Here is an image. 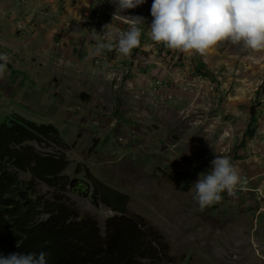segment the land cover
Listing matches in <instances>:
<instances>
[{"label":"rangeland","instance_id":"obj_1","mask_svg":"<svg viewBox=\"0 0 264 264\" xmlns=\"http://www.w3.org/2000/svg\"><path fill=\"white\" fill-rule=\"evenodd\" d=\"M152 3L121 10L117 0H0V54L8 56L0 125L18 114L58 128L68 144L64 174L79 179L67 195L101 231L112 212L93 203L83 169L128 195V210L163 233L175 264H264V50L230 42L205 56L170 50L150 38ZM132 16L145 18L140 46L127 57L93 55ZM215 156L230 158L246 183L201 210L195 183Z\"/></svg>","mask_w":264,"mask_h":264},{"label":"trees","instance_id":"obj_2","mask_svg":"<svg viewBox=\"0 0 264 264\" xmlns=\"http://www.w3.org/2000/svg\"><path fill=\"white\" fill-rule=\"evenodd\" d=\"M248 112L246 135L252 138L257 113L253 107ZM51 148L56 149L43 151ZM67 149L51 123L11 114L0 125V255L43 251L47 264H175L163 233L128 210L127 194L88 169L83 170L93 203L104 204L112 215L101 231L95 215L79 212L67 195L79 180L64 174Z\"/></svg>","mask_w":264,"mask_h":264},{"label":"clouds","instance_id":"obj_3","mask_svg":"<svg viewBox=\"0 0 264 264\" xmlns=\"http://www.w3.org/2000/svg\"><path fill=\"white\" fill-rule=\"evenodd\" d=\"M146 0H117L121 10L135 9ZM150 38L170 50L207 55L222 42L240 46L242 51L264 50V0H153ZM145 22L132 16L126 31L109 30L98 41L93 55L116 50L124 57L140 46ZM106 25L105 27H107ZM0 78L7 70L8 56L0 54ZM209 172L195 183L194 199L201 210L219 203L225 191L234 195L243 181L230 158L215 156ZM47 253H11L0 255V264H47Z\"/></svg>","mask_w":264,"mask_h":264},{"label":"flooded vegetation","instance_id":"obj_4","mask_svg":"<svg viewBox=\"0 0 264 264\" xmlns=\"http://www.w3.org/2000/svg\"><path fill=\"white\" fill-rule=\"evenodd\" d=\"M81 184H84V183H83V182H82V183H79V184H78V187H79V186H82ZM79 190H81V189H79ZM81 191H82V190H81Z\"/></svg>","mask_w":264,"mask_h":264},{"label":"built area","instance_id":"obj_5","mask_svg":"<svg viewBox=\"0 0 264 264\" xmlns=\"http://www.w3.org/2000/svg\"><path fill=\"white\" fill-rule=\"evenodd\" d=\"M99 16H100V14H99ZM98 19V18H97ZM99 25V24H98ZM99 27H102L101 25H99Z\"/></svg>","mask_w":264,"mask_h":264},{"label":"water","instance_id":"obj_6","mask_svg":"<svg viewBox=\"0 0 264 264\" xmlns=\"http://www.w3.org/2000/svg\"><path fill=\"white\" fill-rule=\"evenodd\" d=\"M89 194V192H86V195H88Z\"/></svg>","mask_w":264,"mask_h":264},{"label":"bare ground","instance_id":"obj_7","mask_svg":"<svg viewBox=\"0 0 264 264\" xmlns=\"http://www.w3.org/2000/svg\"><path fill=\"white\" fill-rule=\"evenodd\" d=\"M235 243V242H234ZM237 247V246H236Z\"/></svg>","mask_w":264,"mask_h":264}]
</instances>
